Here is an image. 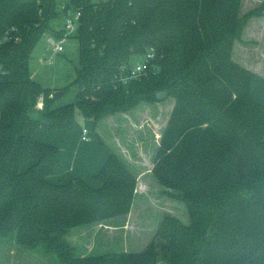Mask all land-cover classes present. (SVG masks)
Here are the masks:
<instances>
[{
	"label": "trees",
	"instance_id": "trees-1",
	"mask_svg": "<svg viewBox=\"0 0 264 264\" xmlns=\"http://www.w3.org/2000/svg\"><path fill=\"white\" fill-rule=\"evenodd\" d=\"M240 3L68 0L80 16L65 36L50 26L63 15L56 0H0V237L55 253L60 264H159V253L163 264H264V78L232 59L264 4L240 16ZM45 33L77 41L75 104L56 107L55 90L33 79L29 60ZM147 52L146 75L122 84L130 57ZM147 109L165 119L151 175L177 193L189 224L166 216L156 233L165 241L141 252L75 256L67 230L127 215L136 177L110 151L98 187L54 184L58 148L34 131L67 129L78 111L98 137L101 123L139 124Z\"/></svg>",
	"mask_w": 264,
	"mask_h": 264
},
{
	"label": "rangeland",
	"instance_id": "rangeland-1",
	"mask_svg": "<svg viewBox=\"0 0 264 264\" xmlns=\"http://www.w3.org/2000/svg\"><path fill=\"white\" fill-rule=\"evenodd\" d=\"M67 2L68 0H56V8L60 10L61 5ZM262 4H264V0H242L239 15L258 8ZM65 21V16L61 15L53 19L50 26L55 31H63L65 30ZM49 36L45 33L37 41L29 60V69L33 79L43 87L63 91V95L55 102L56 107L75 104L78 89L74 84V79L76 70L79 68L77 41L72 38L66 39L62 44V51L56 52L48 42ZM242 37L241 42H234L232 59L264 78V11L261 12V15H256L250 19ZM143 60V55H132L129 59V65L134 67ZM170 104V99L163 102L165 113H167ZM100 125H102L103 133H107L109 127L107 123ZM72 126H78L80 130L86 127L89 132L88 137H96L92 130L93 121L83 119L78 111L75 112V122ZM44 131L51 133V130L45 128ZM97 131H99V125L95 129L96 133ZM140 138H145V136L141 133ZM153 152H156V148ZM144 158L143 165L148 167L149 156L145 155ZM149 179L158 191L164 190L152 175H149ZM160 194L161 192H158V195ZM167 196L173 200L177 199L175 194H167ZM136 210V217L130 224L120 217L112 221L105 220L101 223L73 227L67 230L64 237L65 241L75 256L137 253L144 250L153 239L159 246L165 241L163 231L156 235L166 217L164 211L154 207L153 204H142V206L137 204ZM165 259L166 253H159V264H163ZM0 264H60V262L55 253H46L41 247L29 249L20 246L16 243L15 236L10 235L5 238L0 237Z\"/></svg>",
	"mask_w": 264,
	"mask_h": 264
},
{
	"label": "crops",
	"instance_id": "crops-1",
	"mask_svg": "<svg viewBox=\"0 0 264 264\" xmlns=\"http://www.w3.org/2000/svg\"><path fill=\"white\" fill-rule=\"evenodd\" d=\"M250 19L244 26L243 31ZM38 107L41 108L42 103H39ZM164 122L165 119L163 121L161 115L155 116L154 114V117H152L147 109V112L146 110L143 111L139 124L134 123L130 116H125L120 122L107 123L109 127L108 132L105 134L101 130L102 125H99L98 137L95 138L87 136L86 140H82L81 130L78 126L50 131L51 133H45L43 127H38L33 136L42 143H49L58 148L57 164L48 176V180L54 184L61 185L78 178L91 186L98 187L99 183L93 177L101 168L110 151L126 164L136 177L131 209L127 215L114 217L107 221L121 217L123 221L130 224L136 217L137 204H141V206L142 204H153L154 207L164 211L165 216L175 217L183 224L188 225L189 217L183 201L180 199L173 200L167 196V194L176 195L177 193L167 189L158 191L149 179L152 167L151 161H153L155 155L153 150L155 148L157 150L160 131ZM141 133L145 138H140ZM146 149L148 151H145ZM145 155L149 156L147 160L148 167L143 165ZM158 192H161V194L158 195Z\"/></svg>",
	"mask_w": 264,
	"mask_h": 264
},
{
	"label": "built area",
	"instance_id": "built-area-1",
	"mask_svg": "<svg viewBox=\"0 0 264 264\" xmlns=\"http://www.w3.org/2000/svg\"><path fill=\"white\" fill-rule=\"evenodd\" d=\"M60 11L63 13V15L66 18L65 21V32L64 35H70L75 32L77 25H78V18L80 16V13L71 10L70 8L66 7V4L61 5ZM66 40L65 37L57 40L53 36H49L48 42L52 45L54 50L56 52L62 51L63 47L62 44ZM144 56V60L141 63H138L134 67H130L129 73L120 79V82L122 84H127L130 81L133 80H139L141 76L145 75L147 69H148V64L150 61H152L154 55L152 52H147ZM88 136V130L86 127H83L81 129V139L86 140Z\"/></svg>",
	"mask_w": 264,
	"mask_h": 264
},
{
	"label": "water",
	"instance_id": "water-1",
	"mask_svg": "<svg viewBox=\"0 0 264 264\" xmlns=\"http://www.w3.org/2000/svg\"><path fill=\"white\" fill-rule=\"evenodd\" d=\"M62 95H63V91H55L52 94V98L55 99V100H58Z\"/></svg>",
	"mask_w": 264,
	"mask_h": 264
}]
</instances>
